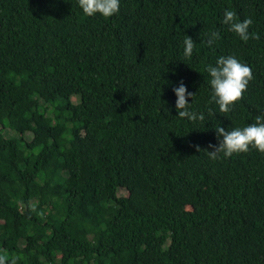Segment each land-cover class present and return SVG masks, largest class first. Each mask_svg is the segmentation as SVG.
Here are the masks:
<instances>
[{
    "label": "trees",
    "instance_id": "16d2710c",
    "mask_svg": "<svg viewBox=\"0 0 264 264\" xmlns=\"http://www.w3.org/2000/svg\"><path fill=\"white\" fill-rule=\"evenodd\" d=\"M225 8L258 38L221 23ZM230 53L253 79L222 112L206 65ZM180 82L204 121L176 117ZM260 114L264 0H121L107 19L78 0H0V125L18 134L0 130V251L17 264H264V152L207 153L217 125Z\"/></svg>",
    "mask_w": 264,
    "mask_h": 264
},
{
    "label": "clouds",
    "instance_id": "9594fccd",
    "mask_svg": "<svg viewBox=\"0 0 264 264\" xmlns=\"http://www.w3.org/2000/svg\"><path fill=\"white\" fill-rule=\"evenodd\" d=\"M78 3L83 14L87 16L99 14L106 19L118 14L121 6V0H78ZM221 23L227 25L228 29L244 42L250 38H258V33L250 31V26L254 23L253 18L246 16L240 19L234 9L225 8L223 10ZM218 36V32H211L208 43H214ZM195 47L196 41L191 36L185 35L183 57L190 58ZM206 71L209 74V84L212 90L210 103L215 102L222 112H228L235 106L253 79L252 67L231 53L218 56L214 64L206 65ZM173 91L176 95V117L186 118L192 122L205 120V113L194 109L193 102H189L188 97H192L193 93L183 82L174 86ZM208 112L211 113L212 109L209 108ZM215 131L219 143L211 145L213 150L207 151L212 159L228 158L233 154L247 152L250 148L264 152V114L256 115L254 122L244 126L226 129L219 124L215 127ZM17 259L14 255L9 258L6 251H0V264H17Z\"/></svg>",
    "mask_w": 264,
    "mask_h": 264
},
{
    "label": "rangeland",
    "instance_id": "374dc122",
    "mask_svg": "<svg viewBox=\"0 0 264 264\" xmlns=\"http://www.w3.org/2000/svg\"><path fill=\"white\" fill-rule=\"evenodd\" d=\"M49 116H53V112L52 110L49 109L48 113H47ZM4 131V133L7 135V136H12V137H16L18 134L16 132H14L12 129H9V128H3V126L0 125V130ZM30 138V137H29ZM126 191L125 189H120L119 190V195H123L125 194Z\"/></svg>",
    "mask_w": 264,
    "mask_h": 264
}]
</instances>
